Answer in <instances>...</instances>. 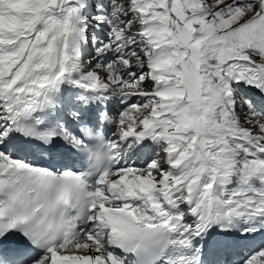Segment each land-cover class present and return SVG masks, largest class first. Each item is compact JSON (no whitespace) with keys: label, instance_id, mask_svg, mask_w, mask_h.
<instances>
[{"label":"snow or ice","instance_id":"6c2138e0","mask_svg":"<svg viewBox=\"0 0 264 264\" xmlns=\"http://www.w3.org/2000/svg\"><path fill=\"white\" fill-rule=\"evenodd\" d=\"M0 264H264V0H0Z\"/></svg>","mask_w":264,"mask_h":264}]
</instances>
